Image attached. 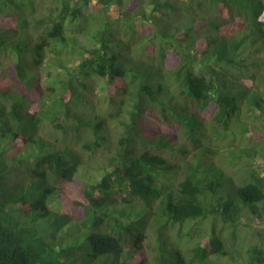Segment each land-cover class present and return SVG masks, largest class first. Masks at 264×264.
Returning <instances> with one entry per match:
<instances>
[{
	"label": "trees",
	"instance_id": "16d2710c",
	"mask_svg": "<svg viewBox=\"0 0 264 264\" xmlns=\"http://www.w3.org/2000/svg\"><path fill=\"white\" fill-rule=\"evenodd\" d=\"M170 2L0 0V264H264V0Z\"/></svg>",
	"mask_w": 264,
	"mask_h": 264
},
{
	"label": "rangeland",
	"instance_id": "374dc122",
	"mask_svg": "<svg viewBox=\"0 0 264 264\" xmlns=\"http://www.w3.org/2000/svg\"><path fill=\"white\" fill-rule=\"evenodd\" d=\"M33 1H34L33 7H35V14L38 15V16L47 14L48 13V10L53 7L52 6L53 5L52 0H33ZM170 1H171L170 3L173 4L172 8L170 6V8L174 10L173 12H171V14L173 16H174V14H176L175 16H178L177 15L178 13H180V14L182 13V14H184V16H187L188 15L187 12L190 11L191 5H192V3H193L194 0H170ZM168 8L169 7L163 8L161 11H159L156 14L155 18H153V19L154 20H157L159 22V24H161L162 26L166 27L169 31H171V30H174L175 29L177 22H175L173 20L171 23H167L168 22L167 21V18H165V17L163 18V16L166 13V10ZM116 10L117 9H110L107 12L106 11H103V12L105 14L109 15V16H111V15L112 16H115L116 15ZM148 11H149V9H147V12H145V13L146 14L150 13ZM103 12L102 11H99V12L98 11H95V12H91V13L88 12V14H85L87 17H89V15H90L89 19H94V21H93L94 22V25L93 26L91 25V27H90L88 24L85 26V30L87 32H91V31L95 32V30H97L100 26L103 25V22H104L105 17H106L103 14ZM194 13H197V12H194ZM6 22L3 23L4 26H10V24L9 23L7 24ZM232 27L234 28L235 26L232 25ZM77 58L78 57H73L72 58V62H74ZM232 71L234 72L235 75H238L240 77L239 80H238L239 83H243V84H246V85H251L252 84V81L249 78L246 77V76H248V74L244 73L243 71H240L239 72V71L234 70V69ZM97 92H98L97 95L99 96V99L103 100L104 97H103L101 88H98L97 89ZM93 172H94V174L95 173L97 174V177H95V178H98V174L99 173L97 171H93ZM79 174H80V176L86 177L87 179L91 180V178L87 177V172H86L85 169H80ZM160 184L170 185L171 184V180H170V178H167L166 176L160 175L158 177V185H160ZM135 203L139 204L138 201H135ZM70 207H72V206H70ZM50 209L57 210V211L60 210L61 211L62 210V207L61 206L59 207V206L55 205L54 203H52L50 205ZM123 212L126 214L128 212V210H124ZM259 226H261V225H259ZM201 227H203V229L200 231V233H199L200 234V237H199V239L197 241H201V236L204 233L203 230H207L209 228V222L208 221H205V224H201ZM183 230L186 232L185 227H183ZM254 230L256 232H257V230L258 231H261L260 230V227H258V226H255L254 227ZM190 233H191V235H194L195 234V233H192V232H190ZM190 233H188L189 236H191ZM171 234H173L172 231H171ZM175 238L176 237H173V239H175ZM248 242H249V239L244 240V243H248ZM189 245L190 244L184 245V247H187Z\"/></svg>",
	"mask_w": 264,
	"mask_h": 264
}]
</instances>
